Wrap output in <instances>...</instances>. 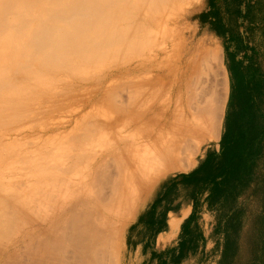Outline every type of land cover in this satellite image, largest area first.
I'll return each mask as SVG.
<instances>
[{"label": "bare ground", "instance_id": "bare-ground-1", "mask_svg": "<svg viewBox=\"0 0 264 264\" xmlns=\"http://www.w3.org/2000/svg\"><path fill=\"white\" fill-rule=\"evenodd\" d=\"M192 1L0 0V264H121L153 183L219 138L226 71L178 23Z\"/></svg>", "mask_w": 264, "mask_h": 264}, {"label": "rangeland", "instance_id": "rangeland-1", "mask_svg": "<svg viewBox=\"0 0 264 264\" xmlns=\"http://www.w3.org/2000/svg\"><path fill=\"white\" fill-rule=\"evenodd\" d=\"M252 1L259 6L248 13L246 0H193L179 16L186 36L221 49L228 93L220 135L202 142L188 169L153 183L121 235V264L263 263L264 89L252 79L264 83V0Z\"/></svg>", "mask_w": 264, "mask_h": 264}, {"label": "trees", "instance_id": "trees-1", "mask_svg": "<svg viewBox=\"0 0 264 264\" xmlns=\"http://www.w3.org/2000/svg\"><path fill=\"white\" fill-rule=\"evenodd\" d=\"M246 7H247V12L248 13H250L252 10H253V8H257L259 5H258V2H257V4L256 3H253V1L252 0H246ZM255 4V5H254ZM247 12H245V15H248V13ZM252 79V78H251ZM252 81H253V84H257V87L260 89V88H262V89H264V83H263V85L261 84V80L260 81H258V82H255L254 81V79H252ZM261 84V85H260ZM262 264H264V260H263V263Z\"/></svg>", "mask_w": 264, "mask_h": 264}]
</instances>
